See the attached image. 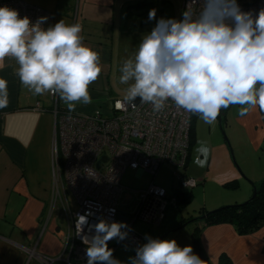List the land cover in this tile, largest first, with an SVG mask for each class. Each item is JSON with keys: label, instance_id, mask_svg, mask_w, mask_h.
Masks as SVG:
<instances>
[{"label": "clouds", "instance_id": "obj_1", "mask_svg": "<svg viewBox=\"0 0 264 264\" xmlns=\"http://www.w3.org/2000/svg\"><path fill=\"white\" fill-rule=\"evenodd\" d=\"M156 17L149 11L148 19ZM7 6L0 7V67L6 58L17 64L20 83L34 95H58L69 112L90 104L89 87L104 65L98 51L86 45L82 26L60 20L42 27ZM119 83L127 85L124 100L152 105L162 111L171 101L177 109L197 115L212 125L222 109L239 106L238 115L264 111V8L257 14L242 11L237 0H189L182 19L160 18L143 36L134 57L123 61ZM9 104L8 82L0 78V109ZM197 151L207 154L204 142ZM91 213L78 215L76 228L94 229L82 235L87 264H121L108 242L123 241L128 226L101 219L88 224ZM146 243L128 264H203L192 246L175 239L146 236Z\"/></svg>", "mask_w": 264, "mask_h": 264}, {"label": "crops", "instance_id": "obj_2", "mask_svg": "<svg viewBox=\"0 0 264 264\" xmlns=\"http://www.w3.org/2000/svg\"><path fill=\"white\" fill-rule=\"evenodd\" d=\"M23 1L54 14L53 22L44 28L60 20L80 24L83 42L99 52L104 65L97 81L89 87L92 102L79 103L75 111L69 112L58 96L60 112L91 115L100 110L108 114L115 100H124L119 70L123 61L134 54L122 49L119 41L110 42L108 37L102 38L91 30L93 21L87 15L92 4L89 0ZM17 67L11 58H6L0 67V78L7 80L9 93L8 106L0 109V264H40L35 255L55 258L63 253L69 221L68 187L64 181V159L61 153L56 156L53 152L57 128L50 93L34 95L25 88L16 75ZM257 111L260 116V109ZM255 125L259 130L252 145L255 151H260L264 145L261 116ZM239 159V165L245 170L246 165H242L245 161ZM190 160L191 150L188 163ZM185 170L184 175H187ZM246 174L251 177L247 171ZM252 192L253 189L247 191L244 188L242 195L230 203H240ZM120 215L124 217V214ZM195 223L191 225L192 230L195 226L202 227L201 222ZM162 225L157 227V236L166 231ZM199 240L212 264H218L222 255H226L232 264H264V228L251 235L239 236L230 225L210 226L201 229ZM126 250L124 264L133 257V250ZM116 253L113 257L118 259Z\"/></svg>", "mask_w": 264, "mask_h": 264}, {"label": "built area", "instance_id": "obj_3", "mask_svg": "<svg viewBox=\"0 0 264 264\" xmlns=\"http://www.w3.org/2000/svg\"><path fill=\"white\" fill-rule=\"evenodd\" d=\"M189 0H182V13ZM242 11L257 14L264 8V0L244 4L237 0ZM7 6L19 12L21 17H29L35 23L38 18L46 17L45 27L54 20V14L40 7L27 4L23 0H2L0 7ZM182 19V14H181ZM56 116L57 137L54 140V155L61 153L64 159V181L73 194L77 212L68 221L62 255L55 258L35 255L40 264H87L86 247L82 235L91 237L94 229L87 226L78 233V215L91 213L88 224L94 225L101 219L111 223L120 222L118 198L123 190L122 177L127 170L143 171L152 182L162 166L183 170L190 149V119L192 114L177 109L169 101L160 112H153L152 105L142 103L139 98L134 102L115 100L109 113L97 110L91 115L65 114L58 109V95H52ZM105 158V161L102 159ZM107 167L102 170V165ZM183 190L196 186L194 180L178 176ZM140 204L133 221L130 218L123 241L110 240L108 247L115 252L127 246L133 250L146 243L133 226L141 222L159 227L165 219V211L174 200L153 183L139 191ZM31 255V254H30Z\"/></svg>", "mask_w": 264, "mask_h": 264}, {"label": "rangeland", "instance_id": "obj_4", "mask_svg": "<svg viewBox=\"0 0 264 264\" xmlns=\"http://www.w3.org/2000/svg\"><path fill=\"white\" fill-rule=\"evenodd\" d=\"M88 2L92 3L87 11L89 19L93 21L91 30L102 38L108 37L110 42L119 41L122 49L133 54L136 53L143 36L151 32L160 18L180 20L182 14V0H89ZM152 9L156 10V17L149 20L148 14ZM126 87L127 85L123 84L120 86L124 96ZM238 110L239 106H230L226 109L222 129L217 120L214 124L208 125L199 117L196 118V139L191 147V160L185 170L187 175H184V171L180 169L165 165L159 169L152 182V178L146 173L140 175L127 170L121 181L123 190L118 198V211L124 214L125 218L133 221L140 204L138 192L141 189L146 190L152 183L163 189L168 198L173 199L175 191L183 190L174 174L194 180L196 186L191 189V202L180 212L174 205L168 206L165 211V220L162 223V228L165 227L166 231L159 237L180 225H177L180 213L182 217L191 216L189 220H193L200 217L199 213L203 208L212 212L221 207L242 204L249 200L251 196L240 203H230L235 197L242 195L244 188L247 191L252 190V184L264 180V153L261 150L255 151L252 145L259 130L255 128V122L260 116L257 108L244 117L238 115ZM257 125L259 126L260 123ZM199 142L206 144L208 148L206 155L197 151ZM238 157L245 161L242 165H246L245 170L253 180L239 165ZM106 167L107 164H103L102 170ZM231 182H234L235 188ZM66 193L69 208L68 220L70 221L78 209L69 188ZM192 224L194 223L188 224L177 232L169 233L162 240L175 239L181 247L192 246ZM133 229L143 238L146 236L155 238L159 228L136 222ZM126 249L129 247L123 246L117 250L116 256L121 264H124L126 259L125 251H128Z\"/></svg>", "mask_w": 264, "mask_h": 264}, {"label": "trees", "instance_id": "obj_5", "mask_svg": "<svg viewBox=\"0 0 264 264\" xmlns=\"http://www.w3.org/2000/svg\"><path fill=\"white\" fill-rule=\"evenodd\" d=\"M243 1L244 4H250L255 0H239ZM226 109H224V113ZM260 116L262 125H264V111L260 110ZM198 116L192 114L190 119L191 131H190V149L195 143V121ZM225 121V118L223 122ZM261 152L264 153V145L261 146ZM189 159L185 164L184 171L187 167ZM184 174V173H183ZM186 177V176H185ZM187 178V177H186ZM234 182H231L233 184ZM253 192L249 200L242 204H235L230 206L221 207L219 209L209 212L205 208L200 210L199 220L197 222L202 223V227L195 226L191 235L192 247L195 254H197L203 264H212L206 254L203 251L199 240V234L201 229L210 226L227 224L234 228L239 236H247L258 232L260 229L264 228V180L259 183L252 184ZM235 188V184H233ZM192 192L191 190H177L173 195L174 207L180 212L182 208L191 202ZM189 218H184L179 215V220L177 225H182ZM195 223V222H194ZM196 224V223H195ZM179 225V226H180ZM160 236V235H159ZM159 236L155 238H159ZM146 239V238H145ZM218 264H232L231 260L226 256L222 255L219 259Z\"/></svg>", "mask_w": 264, "mask_h": 264}, {"label": "water", "instance_id": "obj_6", "mask_svg": "<svg viewBox=\"0 0 264 264\" xmlns=\"http://www.w3.org/2000/svg\"><path fill=\"white\" fill-rule=\"evenodd\" d=\"M224 118H225V113H224V109H222L220 115H219L218 118H217V121H218L219 126H220L221 129H222V124H223V120H224ZM102 160L105 161V158H103ZM252 189H254V188H253V185H252ZM199 219H200V218L193 219V220H192V219H191V220H188V221H186L185 223H183L182 225L178 226L177 228H175V229L169 231V233L177 232V231H179L180 229H182V228H184L185 226H187L188 224H191V223L197 222ZM128 220H129V218L122 217L121 215L119 216V221L122 222V223H127ZM169 233L164 234L163 236L159 237V239L162 240V239H163L164 237H166Z\"/></svg>", "mask_w": 264, "mask_h": 264}]
</instances>
